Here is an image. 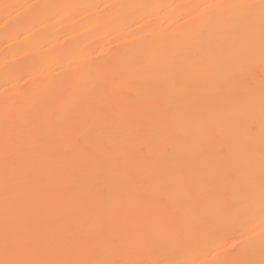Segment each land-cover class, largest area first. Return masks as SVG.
Listing matches in <instances>:
<instances>
[{"label": "snow or ice", "instance_id": "6c2138e0", "mask_svg": "<svg viewBox=\"0 0 264 264\" xmlns=\"http://www.w3.org/2000/svg\"><path fill=\"white\" fill-rule=\"evenodd\" d=\"M208 7L214 27L195 71L187 53L201 36L127 69L150 80L136 125L151 134L146 154L125 149L126 116L105 97L103 80L71 93L58 115L45 98L11 112L5 101L0 264H197L144 252L165 253L191 229L211 253L257 203L264 219V78L258 171L253 146L234 137L257 104L241 87L257 55L264 74V0ZM240 237L216 264H264V233L259 258L249 234L232 239Z\"/></svg>", "mask_w": 264, "mask_h": 264}, {"label": "bare ground", "instance_id": "6f19581e", "mask_svg": "<svg viewBox=\"0 0 264 264\" xmlns=\"http://www.w3.org/2000/svg\"><path fill=\"white\" fill-rule=\"evenodd\" d=\"M246 3L259 0H0V258H3L5 101H9L11 112L16 106L28 107L30 101L45 98L58 115L71 93L82 85L103 80L105 97L126 116L122 126L127 136L125 149L146 154L151 134L147 128L138 129L136 125L143 107L141 102L149 95L150 80L127 69L138 58L163 56L182 46L187 38L201 36L203 41L194 43L187 53L190 57L187 67L195 71L200 45L207 43L214 27L210 23L214 9L208 6ZM262 78L257 55L253 75L241 85L254 91L257 104L234 129L238 142L253 146L257 171ZM39 118H44L43 114ZM249 119L254 124L251 133ZM50 179L53 184L59 180L55 174ZM89 223L95 226L93 220ZM241 232L249 234L251 247L259 258L264 219L258 203L254 212L240 217L229 234L217 241L211 253L206 246L194 242L189 229L169 243L167 252L145 251L144 255L216 264L230 258L232 247L244 240V237L233 240L232 236ZM146 246L147 242L142 245Z\"/></svg>", "mask_w": 264, "mask_h": 264}]
</instances>
